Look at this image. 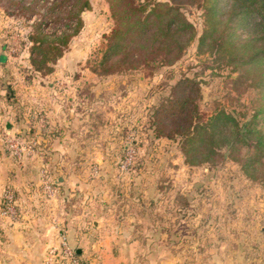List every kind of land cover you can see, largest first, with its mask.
<instances>
[{"label":"rangeland","instance_id":"rangeland-1","mask_svg":"<svg viewBox=\"0 0 264 264\" xmlns=\"http://www.w3.org/2000/svg\"><path fill=\"white\" fill-rule=\"evenodd\" d=\"M89 4L90 9L81 13L82 28L54 73L41 78L29 69L27 50L22 49L35 18L27 21L17 16L6 0H0V58H4L0 61V114L6 117L3 121L16 126L10 133L0 124V156L10 164L6 173L12 174V179L6 175L3 180L1 201L5 189L17 199L13 180L38 178L41 183L47 181L50 194L66 196L70 214H87L83 218L88 227L94 219L100 220L99 212L112 213L120 223L146 227L149 223L150 230L132 235L150 240L148 251H142L148 264L157 260L177 264V259L191 264L238 250L222 248L225 242L240 243L241 251L251 257L264 255V187L221 157L215 165H187L177 139L155 138L149 129L150 108L165 86L173 85L181 75H195L201 81L205 116L223 109L241 121L250 119L263 103L260 72H231L207 54L198 55L195 39L172 66L149 70L143 65L147 53L134 49L129 56L132 68L97 76L90 64L98 58L113 21L106 0H89ZM186 15L199 36L201 9L187 8ZM248 36L242 34L241 39ZM72 84L75 87L65 93ZM5 87L15 93L14 100H3ZM13 102L17 105L7 104ZM18 118L24 121L20 128L15 125ZM257 121L264 128V114ZM45 129L58 135L55 141L62 151L52 150L40 137V130ZM11 145H16L20 157ZM4 172L0 170V177ZM42 188L48 193L43 184ZM139 213L149 216L144 221ZM16 217L17 206L14 218L8 219ZM83 218L74 221L81 224ZM66 230L57 233L58 244L46 251L42 264L63 237L74 254H81L75 248L78 245L69 244ZM255 243L261 244V250H252ZM94 255L93 250L84 249L79 261L97 264ZM53 262L69 264L60 257Z\"/></svg>","mask_w":264,"mask_h":264},{"label":"trees","instance_id":"trees-1","mask_svg":"<svg viewBox=\"0 0 264 264\" xmlns=\"http://www.w3.org/2000/svg\"><path fill=\"white\" fill-rule=\"evenodd\" d=\"M106 1L113 28L104 37L98 58L90 64L97 76L121 74L125 66L132 68L129 56L134 49L147 53L143 65L149 70L172 66L195 39L198 55L207 54L215 63L231 68V72H260L258 86L263 103L250 119L241 121L223 109L205 116L201 109V81L195 75H181L173 85L165 86L159 101L150 108L149 129L155 138L177 139L187 165H215L221 157L238 165L247 179L264 187V128L257 121L264 114V0ZM6 3L17 16L27 21L35 18L22 44V49L27 50L29 69L41 78L53 74L82 28L81 13L90 9L89 0ZM190 7L202 11L199 36L186 15ZM246 33L248 39L242 40L241 35ZM3 90L4 101L14 100V92L8 87ZM7 104L16 106L17 102ZM48 136L55 139L58 135L41 131L40 137Z\"/></svg>","mask_w":264,"mask_h":264},{"label":"crops","instance_id":"crops-1","mask_svg":"<svg viewBox=\"0 0 264 264\" xmlns=\"http://www.w3.org/2000/svg\"><path fill=\"white\" fill-rule=\"evenodd\" d=\"M1 59L4 58L1 57ZM71 86L73 87L70 85L67 87L65 93L75 87L74 84ZM50 116L49 118L53 119V115ZM5 119V115L0 114V124L4 123L7 132H14L16 126L9 121H3ZM52 119L51 123L54 122ZM30 120H33L32 116ZM18 121L15 122V125H19L20 128L24 121ZM45 141L51 144L52 150H63V147H60L59 142H56L54 138L48 136ZM9 165L8 161L1 155L0 170L5 172L0 177V196L5 184L4 181L7 179L5 176L8 175L11 178L12 175L6 173V170L8 171L10 168ZM14 167L16 166L14 165ZM59 182L60 185L64 184L61 183V180ZM13 186L18 192L16 194L17 217L13 221L1 214L3 205L0 197V254H4L0 255V264H42L46 251L58 244L57 233L64 231V229H67L69 244L72 247L78 245L75 248L82 250L80 254L82 258L84 257V249H91L97 258L95 260L97 264H148L144 259L146 253H142V251H148L149 245H151L150 240H139L132 235L140 233L139 231L150 230L149 223L147 227L132 225L130 222L127 224L120 223L115 221V216L112 213L107 215V213L101 214L99 212L96 217H99L100 220L94 219L91 226L88 227L85 222L86 218H83L87 214L84 215L82 211L70 214L65 205L66 196L57 192L46 193L38 178L13 180ZM139 215L144 220L149 216V213H139ZM81 218L84 219L81 224L74 221ZM239 244L222 243L221 247L227 246V250L231 246L238 250L232 255L228 253L227 257L223 255L218 259L214 257L195 259L196 261L191 264H264V255L259 254L253 257L250 256L251 253L246 255L241 251L243 247L241 248V244ZM253 246L254 252L261 248V244L255 243ZM180 260L177 259V264H184ZM153 264H162V261L157 260Z\"/></svg>","mask_w":264,"mask_h":264},{"label":"built area","instance_id":"built-area-1","mask_svg":"<svg viewBox=\"0 0 264 264\" xmlns=\"http://www.w3.org/2000/svg\"><path fill=\"white\" fill-rule=\"evenodd\" d=\"M11 148L16 149L14 150V154L20 157V151L17 150L16 145H11ZM42 174L44 175V171L42 172ZM42 184H43L44 189H46L49 193L50 188H49V185L47 184V181L43 180ZM2 200H3L4 206L1 210V214L5 217L13 219L15 216V208L17 206L13 193L10 190L5 189ZM56 257H60L62 260H67L69 264H82L80 263L77 255L74 254L71 249H69L64 237L61 238V243H60L59 248L55 249L54 251H50L47 257L44 259L43 264H52L53 259Z\"/></svg>","mask_w":264,"mask_h":264}]
</instances>
